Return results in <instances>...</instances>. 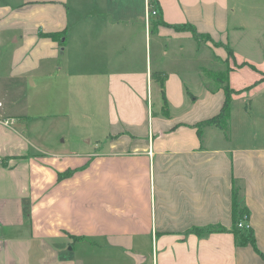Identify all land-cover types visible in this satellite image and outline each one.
I'll use <instances>...</instances> for the list:
<instances>
[{
	"label": "crops",
	"instance_id": "0c3cea01",
	"mask_svg": "<svg viewBox=\"0 0 264 264\" xmlns=\"http://www.w3.org/2000/svg\"><path fill=\"white\" fill-rule=\"evenodd\" d=\"M69 1L0 0V264H264L233 202L264 253V140L234 113L264 90L236 49L264 37V0ZM63 46L74 87L105 96L95 152L29 132L22 85Z\"/></svg>",
	"mask_w": 264,
	"mask_h": 264
},
{
	"label": "rangeland",
	"instance_id": "374dc122",
	"mask_svg": "<svg viewBox=\"0 0 264 264\" xmlns=\"http://www.w3.org/2000/svg\"><path fill=\"white\" fill-rule=\"evenodd\" d=\"M69 3L73 10L74 0ZM259 43L260 47H264V37H251L245 43L242 40L236 43V49L254 60H264V54L258 51ZM68 56L69 53L60 49L56 56L48 58V63H43L39 69L34 70L31 78L23 83L25 91H15L12 94L20 97L22 91L24 92L23 112L31 117L27 123L30 133L34 131L43 135L46 141L54 139L55 142L58 141L59 147L65 142L63 145L65 150L71 149L77 153L95 152L99 148L101 139L109 134L107 109L103 102L105 96L91 95L93 90L87 87H82V90L74 87L79 83L72 77L70 79L66 71ZM6 85L10 86L9 83ZM245 93L247 95V91ZM1 97H3L2 93H0ZM259 97L247 95V99L235 104L234 113L237 115L238 111V117L243 115L250 119L248 125L252 127L253 132H256V136H259L258 139L263 141L264 90ZM9 99L5 97L4 105L9 103ZM23 108L24 106H20L19 110ZM239 126L242 127V124L240 123ZM68 171L64 175H67Z\"/></svg>",
	"mask_w": 264,
	"mask_h": 264
},
{
	"label": "trees",
	"instance_id": "16d2710c",
	"mask_svg": "<svg viewBox=\"0 0 264 264\" xmlns=\"http://www.w3.org/2000/svg\"><path fill=\"white\" fill-rule=\"evenodd\" d=\"M54 36V35H51ZM234 91L230 88L229 85H227L226 87V98L227 101L223 107V109L221 110L220 114L218 116L215 117V121L219 122V123H223L226 124L228 121V118L230 117L231 113H230V105H231V94ZM65 174V173H64ZM62 174L61 177H66L67 175ZM240 190L238 187L234 188V193H233V202H235L234 204V216H235V227H234V231L236 233V241L237 244L240 246H246L248 244L252 245L255 250L264 258V253L259 249L258 245L256 244V236H255V232L252 230L251 226H244V227H240L239 223H241L240 221L245 219L246 217H249V212L247 207H240ZM247 223V222H246Z\"/></svg>",
	"mask_w": 264,
	"mask_h": 264
},
{
	"label": "built area",
	"instance_id": "2783aa9c",
	"mask_svg": "<svg viewBox=\"0 0 264 264\" xmlns=\"http://www.w3.org/2000/svg\"><path fill=\"white\" fill-rule=\"evenodd\" d=\"M152 13H154V14H156L157 12L155 11V10H152L151 11ZM149 14V13H148ZM148 17H149V15H148ZM2 226H3V224H2V222L0 221V236H1V228H2ZM239 226L240 227H246V226H250L248 223H243V222H241V223H239Z\"/></svg>",
	"mask_w": 264,
	"mask_h": 264
},
{
	"label": "water",
	"instance_id": "95a60500",
	"mask_svg": "<svg viewBox=\"0 0 264 264\" xmlns=\"http://www.w3.org/2000/svg\"><path fill=\"white\" fill-rule=\"evenodd\" d=\"M61 50H62V51L64 50V46L61 48Z\"/></svg>",
	"mask_w": 264,
	"mask_h": 264
}]
</instances>
